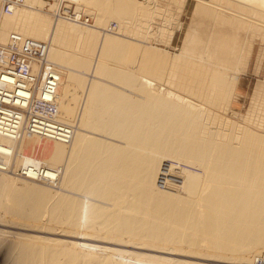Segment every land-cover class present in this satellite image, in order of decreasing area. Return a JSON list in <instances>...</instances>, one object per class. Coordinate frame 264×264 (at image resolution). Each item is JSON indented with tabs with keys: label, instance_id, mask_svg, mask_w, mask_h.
Here are the masks:
<instances>
[{
	"label": "bare ground",
	"instance_id": "bare-ground-1",
	"mask_svg": "<svg viewBox=\"0 0 264 264\" xmlns=\"http://www.w3.org/2000/svg\"><path fill=\"white\" fill-rule=\"evenodd\" d=\"M53 1L25 0L5 15L0 0V45L11 33L47 45L45 61L61 75L57 120L73 130L68 144L0 134V223L16 231L0 230V264H249L263 255L264 84L247 126L208 108L227 109L237 58L245 66L253 41L264 44V0H169L221 27L212 54L193 47L194 29L170 52L179 20L151 9L155 0ZM62 1L94 25L53 13L51 21L42 8ZM154 38L164 45L149 44ZM166 160L202 172L185 170L162 190ZM22 165L39 168L30 178L55 180L27 179ZM51 169H60L58 179Z\"/></svg>",
	"mask_w": 264,
	"mask_h": 264
},
{
	"label": "built area",
	"instance_id": "built-area-1",
	"mask_svg": "<svg viewBox=\"0 0 264 264\" xmlns=\"http://www.w3.org/2000/svg\"><path fill=\"white\" fill-rule=\"evenodd\" d=\"M24 2L25 0H3L1 12L10 15L13 9L22 6ZM50 13L57 19L83 22L87 25L90 23V20L68 1L60 2ZM47 51L45 43L17 33H11L7 42L0 45L1 135L17 139L20 136H40L63 144L72 140V128L57 120L56 96L61 75L54 66L46 63ZM30 170L38 171L39 168L22 165L21 175L45 184H51L55 180L30 178L27 175ZM185 170L193 171V168L174 161L162 162L157 186L163 190L175 185ZM47 171L58 179L60 169ZM249 264H264V254Z\"/></svg>",
	"mask_w": 264,
	"mask_h": 264
},
{
	"label": "rangeland",
	"instance_id": "rangeland-1",
	"mask_svg": "<svg viewBox=\"0 0 264 264\" xmlns=\"http://www.w3.org/2000/svg\"><path fill=\"white\" fill-rule=\"evenodd\" d=\"M44 1L49 2V4H52L54 2L52 0L51 1L50 0H44ZM143 1H145V0H143ZM151 3H153V6L151 7V9L154 6H156L154 8L157 9L159 6L158 10L161 12L162 10L165 11L164 9L167 10V8H168L169 10H167V11L170 14L172 13L173 16L170 14L167 16H172V17L177 18L179 20V26L177 28L175 27L176 32L174 33L173 41L171 43V44H173L172 45L173 48L171 47L170 52L175 53L174 47H176V46L180 47L182 39L186 37V35L188 34V32H190L191 29H194L196 31V40H195L196 42H193V44H192L193 47H197L198 50L199 49L203 50V48L207 47L209 54H212V51H213L212 48H213V44H214V41H213L214 35H216V33L219 30L222 31L220 26H214L212 21L210 19H208L207 16L200 15L199 13L196 14V12H194L193 9H191V11L189 12L188 10H186L185 6H181L182 8H178L181 11L177 10V7H180V5L179 6H177L175 4L173 5L172 3H170L169 0H155V2H150L149 4L147 2L146 4L151 6L152 5ZM154 3H155V5H154ZM73 5L76 6L75 4H73ZM49 8L50 7L45 5V7L42 8L43 9L42 11H43V13H48L47 15H48L49 19H51V21H53L54 19L50 15V14H52V13H50L51 8H50V10H48ZM52 8H53L52 10H55L57 7L53 6ZM161 8H162V10H160ZM163 11L161 13H163ZM164 13L167 14L166 12H164ZM81 14H83L86 18H88L90 20V23L88 24V26L94 25L95 20H94V17L92 15H89L86 13H81ZM159 19L161 20V18H159ZM159 19L154 20V23L155 22H156V24L161 23V21ZM181 20H183V21H181ZM111 21H110V23L112 25H110V28L111 27L115 28L116 24H117V23H115L116 21L114 19H113L114 22H111ZM173 21L172 22L175 23V20H173ZM154 23L151 27V30L156 29V26ZM107 24H109V23H107ZM104 26H106V25H104ZM104 26L103 27L98 26V27L103 28V29H101L102 32H104L103 30H107V34L113 33L112 31L108 30V27H107L108 25L106 27H104ZM168 26H170V25H168ZM101 31H100V34H103ZM105 33H106V31H105ZM119 35L120 34H117V36H116V34H115L116 37L120 38ZM127 37H129V36H127ZM122 38H124L126 40L125 37L121 36V39ZM130 38H131V36H130ZM137 39L138 40L141 39V41H144V39H142V38H140V39L137 38ZM154 39L155 40L150 39L149 44L157 45L156 41L158 38H154ZM146 41L147 40L145 39V42ZM158 41H159V39H158ZM158 41H157V43H159ZM171 44H170V46H171ZM158 45L163 46L164 44L159 43ZM251 46H252L251 47V49H252L251 54H250L248 61H247V64L245 66L243 64H241L242 62H239V61H241V57L237 58V63H239L238 69L241 70V71H239L241 74L240 75L237 74V80H236L237 82L235 83V86H234L233 91L231 93L232 95L230 97V101L228 103L227 109H224V110L222 109V111H221L220 108L218 107L219 109L217 110L216 109L217 107L214 108L215 106L213 107L212 105H211L212 108H210V107L208 108L207 104L204 102V104H206L204 106H206L210 111H212L216 116H218L219 119L226 120L228 122L235 123V124L240 125V126H247V125H245L246 122L244 121V116H246V113H248V111L251 110V103H252L253 95H254V92L256 89L255 87L257 86L258 83L264 84V44L259 42V41H253ZM63 50L65 51L66 49H62V51ZM106 61H108V63H107V67H108V65L112 62V60L110 61L109 59H107ZM126 65H129V64H126ZM60 66L62 68L63 73L65 72V74H67L68 73L67 70L66 71L64 70L65 66L64 65H60ZM112 66H114V65H112ZM112 66L109 65V67H112ZM81 73L84 74L85 72L81 71ZM85 74H88V73L86 72ZM81 77L83 79H86L83 76H81ZM98 77L101 79H104L102 76L100 77V75H98ZM172 89L178 90L175 87V85H173ZM256 102L258 103L257 100H255V103ZM195 103L200 104L201 102H199V100H198V102L195 101ZM76 108H77V106H76ZM213 108L216 110H214ZM166 161H168V160H166ZM192 168H193L194 172H197V173L202 172L197 167H192ZM194 168H196V169H194ZM17 186L19 187L20 184L17 183ZM10 227H11V225L8 223H0V230L1 231L16 232L15 230L9 229ZM21 233L25 234L26 232H21ZM26 234H29V233H26ZM55 237L58 239H61L63 241L73 242V243H78V244H88V245H92V246H100V247H105V248H115L118 250H130V249L124 247V245L112 246L110 244L108 245L107 242L93 243L94 244L93 245L92 243H89L88 241H85V240L79 241V237H74L73 239H66V238H63V236H55ZM55 237H53V238H55ZM155 256H161V255H155ZM174 258L176 260H182V261H186V262L193 263V264H216V263H212V262H203L200 260H196L194 258L193 259L180 258V257H174Z\"/></svg>",
	"mask_w": 264,
	"mask_h": 264
}]
</instances>
